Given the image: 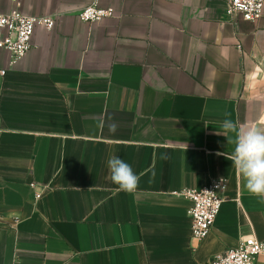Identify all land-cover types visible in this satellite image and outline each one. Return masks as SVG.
I'll return each instance as SVG.
<instances>
[{
  "label": "crops",
  "instance_id": "obj_1",
  "mask_svg": "<svg viewBox=\"0 0 264 264\" xmlns=\"http://www.w3.org/2000/svg\"><path fill=\"white\" fill-rule=\"evenodd\" d=\"M93 2L115 16L83 22ZM227 5L0 0V15L56 19L16 64L0 48V264H210L244 237L264 240V198L222 128L264 129V15L230 19ZM113 156L140 176L134 193L110 179ZM216 179L224 201L197 241L180 193Z\"/></svg>",
  "mask_w": 264,
  "mask_h": 264
},
{
  "label": "built area",
  "instance_id": "obj_2",
  "mask_svg": "<svg viewBox=\"0 0 264 264\" xmlns=\"http://www.w3.org/2000/svg\"><path fill=\"white\" fill-rule=\"evenodd\" d=\"M225 11L230 19L240 15L246 21H257L264 15V0H228ZM114 16L113 9L100 7L96 2L79 12L80 20L86 23ZM55 26L56 19L51 16H29L13 9L0 15V29L5 32L0 39V48L8 51L12 64H16L33 48L32 39L38 27L53 29ZM226 189L227 180L216 179L200 189L180 193L192 202L188 212L192 219V239L202 241L209 235L220 213ZM40 196L41 193H37V197ZM260 256H264V240L250 235L244 237L238 247L216 255L210 264H256Z\"/></svg>",
  "mask_w": 264,
  "mask_h": 264
},
{
  "label": "clouds",
  "instance_id": "obj_3",
  "mask_svg": "<svg viewBox=\"0 0 264 264\" xmlns=\"http://www.w3.org/2000/svg\"><path fill=\"white\" fill-rule=\"evenodd\" d=\"M222 128L226 133H235V148L228 159L234 164L237 173L244 177L248 191L264 198V129L238 124L228 118L223 121ZM109 130L115 132L116 125H109ZM107 167L110 179L118 185L119 190L127 193L137 190L140 176L130 164L113 156L107 161Z\"/></svg>",
  "mask_w": 264,
  "mask_h": 264
}]
</instances>
